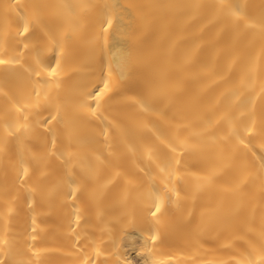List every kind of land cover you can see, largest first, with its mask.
I'll list each match as a JSON object with an SVG mask.
<instances>
[{
  "label": "bare ground",
  "instance_id": "1",
  "mask_svg": "<svg viewBox=\"0 0 264 264\" xmlns=\"http://www.w3.org/2000/svg\"><path fill=\"white\" fill-rule=\"evenodd\" d=\"M0 264H264V0H0Z\"/></svg>",
  "mask_w": 264,
  "mask_h": 264
}]
</instances>
